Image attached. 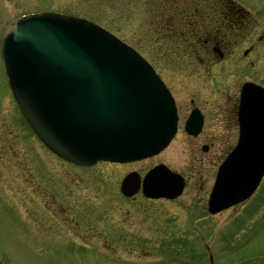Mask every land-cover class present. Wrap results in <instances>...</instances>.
<instances>
[{"label": "rangeland", "instance_id": "rangeland-1", "mask_svg": "<svg viewBox=\"0 0 264 264\" xmlns=\"http://www.w3.org/2000/svg\"><path fill=\"white\" fill-rule=\"evenodd\" d=\"M163 1L0 0V37L24 12L99 21L155 66L180 107L194 95L208 100L205 129L215 141L204 152L180 127L149 159L91 167L68 163L47 150L17 113L0 56V264H209V255L214 264H264V179L245 202L209 214L205 205L217 164L210 168L201 159L216 153L222 158L234 145L236 135L229 146L219 140L225 135L219 119H229L223 110H229L239 82L264 85V41L255 52L244 55V47L209 68L188 64L181 52L169 54L167 44L153 40ZM235 1L249 11L251 24L255 17L261 35L264 0ZM185 36L176 37L172 48H183L179 41ZM159 162L186 177L179 197L130 198L120 192L127 172L143 173Z\"/></svg>", "mask_w": 264, "mask_h": 264}, {"label": "water", "instance_id": "water-1", "mask_svg": "<svg viewBox=\"0 0 264 264\" xmlns=\"http://www.w3.org/2000/svg\"><path fill=\"white\" fill-rule=\"evenodd\" d=\"M0 51L27 122L69 161L142 159L163 150L176 132L173 97L154 68L86 18L53 12L18 17L4 30ZM239 119L238 143L219 166L209 196L211 213L249 197L264 174V88L244 84ZM200 126V117L186 124L193 133ZM139 187L137 172L121 182L126 196ZM183 187L179 173L159 164L145 175L142 193L174 198Z\"/></svg>", "mask_w": 264, "mask_h": 264}, {"label": "flooded vegetation", "instance_id": "flooded-vegetation-1", "mask_svg": "<svg viewBox=\"0 0 264 264\" xmlns=\"http://www.w3.org/2000/svg\"><path fill=\"white\" fill-rule=\"evenodd\" d=\"M171 2L180 3L187 8L186 10H188L191 7L190 4H193L194 1L171 0ZM249 14V11L236 3L235 0H213V3L207 0L203 1V4L200 5L198 11L195 13L192 12L193 17L191 16L192 18L189 21L190 28L186 30L187 33L190 31L188 34V40L191 41L188 43L190 49L185 54L186 57H184L185 59L182 61H186L191 65L205 66L209 68L218 62H222L231 58L235 51L239 52V50H242L244 47H246L243 50L244 55L255 52L260 46L259 42L264 41V32L261 35L257 34L255 27V17L252 18L251 24ZM184 15L190 16L191 13L187 11ZM194 15L197 16L195 17ZM243 58V55L239 56L241 61H243ZM242 83L239 82L236 85L234 96L229 97V100H231V106L229 110L227 107L225 111L223 110V112L229 113V119H226L227 117L223 120L219 119V125L222 122V126L220 128L225 132L224 138L219 140L223 139L225 146H229L232 143L235 135L236 140L234 144L237 141V136L239 133L238 105ZM207 102L208 100H201V97L195 95L189 98V102H187L184 107H180L176 102L179 121L178 130L181 127L184 130L188 140L194 141L195 145L200 144L202 150L204 147H206L207 149L204 152L208 151L209 146L215 145V141L211 138L213 134L205 129V124L208 118V114L205 110V105ZM192 110L199 111L203 123L202 127L195 135L189 134L185 131V123ZM181 123L183 124L182 126ZM227 153L228 151L226 154ZM226 154L222 158L218 157L220 155L219 153L212 154L211 156H206L203 154L201 159L203 161L205 160L204 163L210 168H212V166L216 163V173L219 164L225 158Z\"/></svg>", "mask_w": 264, "mask_h": 264}, {"label": "trees", "instance_id": "trees-1", "mask_svg": "<svg viewBox=\"0 0 264 264\" xmlns=\"http://www.w3.org/2000/svg\"><path fill=\"white\" fill-rule=\"evenodd\" d=\"M169 1V0H168ZM163 1L164 9L160 8L161 13L159 14L158 18H156V23L154 26H157L155 31L157 32L156 37L153 40L159 43L167 44L166 51L169 54H175L177 50L172 48V42L175 40L182 33H187L186 30L190 28L189 21L193 17L192 12H196L197 6L190 4V9L186 10L187 8L184 5L176 2ZM178 6V7H177ZM186 10V11H184ZM189 11L191 15H184L185 12ZM192 16V17H191ZM195 16V15H194ZM181 28V29H180ZM188 31L187 34H189ZM184 41L181 39L179 42ZM170 43V45H169ZM180 49V48H176Z\"/></svg>", "mask_w": 264, "mask_h": 264}]
</instances>
